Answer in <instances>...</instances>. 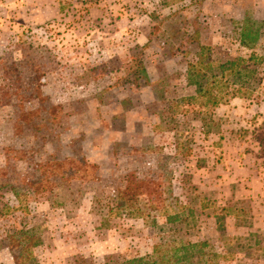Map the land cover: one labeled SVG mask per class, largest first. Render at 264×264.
Returning a JSON list of instances; mask_svg holds the SVG:
<instances>
[{
  "label": "rangeland",
  "instance_id": "374dc122",
  "mask_svg": "<svg viewBox=\"0 0 264 264\" xmlns=\"http://www.w3.org/2000/svg\"><path fill=\"white\" fill-rule=\"evenodd\" d=\"M2 178L0 264L25 224L39 239L25 264H118L157 244L264 264V0H0ZM145 179L171 201L157 226L108 214L106 196ZM6 183L56 188L28 211Z\"/></svg>",
  "mask_w": 264,
  "mask_h": 264
},
{
  "label": "trees",
  "instance_id": "16d2710c",
  "mask_svg": "<svg viewBox=\"0 0 264 264\" xmlns=\"http://www.w3.org/2000/svg\"><path fill=\"white\" fill-rule=\"evenodd\" d=\"M245 30L247 29L244 28L243 31ZM248 30L252 31V27L250 26ZM241 43L242 45L246 46V42L244 40H241ZM242 62L244 63V61ZM229 64H230L229 66H231V68L230 67L229 68L235 70L236 66H238L239 63L231 62ZM195 67L198 68V65L189 66L190 70H194ZM224 67L227 68L228 66L226 67L224 65L223 68ZM196 73L197 72H194L190 74V76L195 77L193 74ZM222 78H224V76H222ZM215 85H220V83H215L214 86ZM223 86H225V84H223ZM197 88H198V93L203 94V89H205L206 86L204 87L203 85L198 84ZM208 92L209 91H206L205 94H207ZM220 99L218 100L217 98H214L213 103L221 104L223 100ZM7 177H9V175L6 170V178ZM0 182L3 183L4 179L2 178V181L0 180ZM15 183H19V182H15ZM6 185L11 187V192L13 193V196L17 199L20 206L22 205V207L20 208L28 209V211L30 210L32 204L39 201V199L44 198L46 195L52 194L54 189L56 188L54 187L48 190V188H46L42 183H38L34 189L30 188V190H28L26 193H23L22 192L23 188L19 192L18 187L15 184L6 183ZM160 187L161 185H159L158 182L156 184L154 179L139 180L137 182H134L131 186L123 190L121 189L115 195L106 196L103 199L106 202V204L102 206H104L107 209L108 214L114 216L121 217L123 214L129 216L136 215L138 216V218H143L144 220L145 217L152 216L153 218L152 224L154 226H157L156 219L158 218L159 215H164L166 207L168 208V205L166 203L168 202L170 205L171 202L168 201L166 198H164V195H166L167 193L164 192V190L161 189ZM25 199L27 201L25 203V207H23V202H25ZM99 202H101V200H99ZM178 215L179 214H176V217L170 215L168 218V221H170L169 223H173L175 221L177 222L179 218ZM18 237H21V239L19 240ZM8 239H9V247L13 253V258L15 263L25 264L26 263L25 260L22 259V257H24L28 260V258L25 257L24 255L25 251L27 249L36 247L37 241L39 242L37 227L30 228L29 224H25V226L20 228V230H15V232H13L12 235H9ZM162 246L160 244L155 245L153 247L152 254L147 255L146 257L135 258L129 262L125 260L122 263H118V264H194L192 261L194 257L192 250H194L197 247H201L203 245H197V246L195 244L183 245L180 248L174 249L172 255H167V253L162 249ZM203 257L206 258V255H204ZM198 263L199 262L195 264Z\"/></svg>",
  "mask_w": 264,
  "mask_h": 264
},
{
  "label": "crops",
  "instance_id": "0c3cea01",
  "mask_svg": "<svg viewBox=\"0 0 264 264\" xmlns=\"http://www.w3.org/2000/svg\"><path fill=\"white\" fill-rule=\"evenodd\" d=\"M258 207H260V206H258ZM261 208L264 209V205Z\"/></svg>",
  "mask_w": 264,
  "mask_h": 264
}]
</instances>
